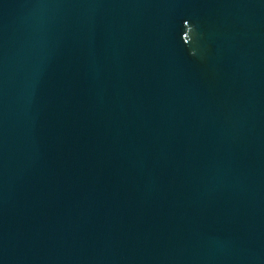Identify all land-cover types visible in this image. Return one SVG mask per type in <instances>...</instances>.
<instances>
[{"label": "water", "instance_id": "1", "mask_svg": "<svg viewBox=\"0 0 264 264\" xmlns=\"http://www.w3.org/2000/svg\"><path fill=\"white\" fill-rule=\"evenodd\" d=\"M0 264H264V0H0Z\"/></svg>", "mask_w": 264, "mask_h": 264}]
</instances>
